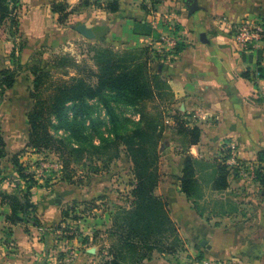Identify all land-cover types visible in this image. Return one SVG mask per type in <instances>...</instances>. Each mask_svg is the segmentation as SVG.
Here are the masks:
<instances>
[{
  "label": "crops",
  "instance_id": "obj_1",
  "mask_svg": "<svg viewBox=\"0 0 264 264\" xmlns=\"http://www.w3.org/2000/svg\"><path fill=\"white\" fill-rule=\"evenodd\" d=\"M52 1L65 3L68 12L75 7L64 22L90 27L96 42L141 48L161 34H172L182 45L172 58L157 56L153 65L164 83L156 90L166 105L162 115L182 117L200 129L198 142L188 146L195 159L196 198L181 191L183 161L168 146L154 193L166 201L182 245L173 253L154 252L140 264H189L193 257L264 264V188L233 172L225 189L212 187L222 144L235 141L238 159L245 164L258 162L257 153L264 150V41L240 51L230 33V24L241 19L264 21V0H196L198 8L191 14L184 0H115L114 11L106 8L111 0H95L96 5L82 11L80 0H19L17 10L24 11L17 16L18 26L26 37L79 34L67 30V24H56L61 13L51 11ZM152 14L163 17L155 28L150 25ZM23 49L25 62L29 48ZM9 213L0 202V238L3 226L11 235L7 243L0 239V264H91L111 243L102 231L91 230L110 227L107 214L104 223L82 221L77 234L64 239L62 212L45 196L36 205L40 225L9 224Z\"/></svg>",
  "mask_w": 264,
  "mask_h": 264
},
{
  "label": "rangeland",
  "instance_id": "obj_2",
  "mask_svg": "<svg viewBox=\"0 0 264 264\" xmlns=\"http://www.w3.org/2000/svg\"><path fill=\"white\" fill-rule=\"evenodd\" d=\"M80 1H82L79 4L80 9L78 10L80 11L85 10L91 3L96 5L95 0L90 2L89 0ZM53 3L56 2L52 1L51 3L50 9L52 12H54L52 10ZM23 11L17 10L14 15L18 20V24L20 23L17 16L21 18ZM75 23V20L69 22L63 20L61 22L57 21L56 24H67V30L74 31L72 26ZM20 29V26L15 27L12 30L13 35H11L8 30V23L0 27V69L14 68L16 74L14 86L3 89V95L0 98V133L5 141L4 156L0 157V179L4 180L0 183V192H13L16 189L15 182H17L19 183L16 189L18 194V189L24 193L26 184L17 172V168L21 167L23 172L31 178L30 198L32 197V200L37 202L36 204L32 202L34 207L45 196L49 198L51 204L58 207L63 213L60 221L64 223L61 226L62 238L75 236L82 221L92 223L93 220H98L104 223V214L109 216L111 226L112 219L119 215L120 209H127L132 206L131 190L136 181L132 161L134 158L133 151L127 149L119 140H116L115 143L104 142L105 144L98 146V148L92 146V144L98 145L100 142L99 133L105 137H112L110 133L113 126L104 116L100 103L95 104L97 107H95L96 113L94 115L100 114L102 122L97 129H85L82 131L80 139L76 138L80 141V151L76 152L69 149L67 141L58 140L56 142L57 147L63 152V157L59 156V158L65 165L64 168H62L60 160L57 159V153L50 151L38 152L27 147L28 124L26 113L33 104V99L30 97L34 78L32 71L35 68L46 71L50 74V79L56 81L77 76L88 84L95 85L97 81L96 74L99 69L98 64L105 58L106 51L113 53L109 55L115 57L125 56L130 58L135 56V50L139 48H122L114 43L96 42L94 38L87 39L74 32L71 38H68V36L62 39L29 38ZM24 47L29 48L25 62L22 61L21 54ZM147 63L150 73L153 74L156 68L153 65L155 61L151 59ZM48 82L47 79L43 81L44 86L41 87L39 92L45 103H48L49 96L52 94L50 91L53 90L50 86L47 87ZM155 89L156 87L153 85L150 97L139 101L135 106L125 105L121 101L112 102V104L120 118L119 133H128L135 125L142 127L151 124L159 125L161 130L157 141V151L159 153L157 169L159 173L160 158L168 146L183 161L185 155L188 154L189 145L188 138L178 133L177 122L167 115H162L166 105L160 102V97H157L159 93ZM123 124H127V129H122ZM58 135H60V132ZM230 142L235 141L222 144L220 157L226 152L225 148ZM235 144L238 149L236 142ZM140 146L147 154H150V142H145ZM15 157L17 159L16 163L14 162ZM136 157L140 158L139 151ZM54 161L59 163L57 169L41 167L44 162L52 164ZM218 161L220 160L218 159ZM241 163L246 166L254 165L255 169L258 165L257 162ZM236 174L241 173L237 172ZM255 174L256 170L251 179H255ZM62 175H70L71 180L69 182L61 180ZM244 176L250 178L249 174ZM55 199H59V203H55ZM70 229H73L71 234L68 232ZM104 229L106 228L103 226L98 230L94 226L91 227L92 232L102 231L104 233ZM10 236L8 228L3 226L1 241L7 243ZM102 237L110 240L107 235ZM177 247L180 248V245ZM92 262L93 264L95 262L99 264L98 261Z\"/></svg>",
  "mask_w": 264,
  "mask_h": 264
},
{
  "label": "trees",
  "instance_id": "obj_3",
  "mask_svg": "<svg viewBox=\"0 0 264 264\" xmlns=\"http://www.w3.org/2000/svg\"><path fill=\"white\" fill-rule=\"evenodd\" d=\"M18 2L19 0H0V27L8 23L11 35H13L12 30L18 26V20L14 16ZM66 7V4L62 2L52 5L54 12L59 15L61 13L58 17L60 22L68 13L75 10L73 7L68 12L65 11ZM116 7L117 1L115 0L106 4V8L110 11L116 10ZM181 46L178 43L176 54L181 50ZM135 51V56L130 58L115 57L109 55L113 53L106 51L105 58L98 64L95 85H90L77 76L56 81L50 79L51 76L46 71L38 68L32 71L34 78L30 97L33 99V104L26 113L27 147L38 152L57 153V159L60 160L62 168H64L65 165L59 158V156L63 157V152L57 147L56 142L58 140L67 141L69 149L80 151V141L77 139H80L82 131L85 129L95 130L102 122L100 114L94 115L95 107H97L95 104L100 103L104 116L113 126L110 133L112 137H105L99 133L100 142L98 145L92 144V146L98 148L105 144L104 142L115 143L116 140H119L127 149L133 151L132 161L136 181L131 190L132 206L120 209L119 215L112 219L111 226L104 231L111 241L106 248L111 258L104 264H140L144 259H149L154 252L173 253L182 245L176 228L169 218L166 201L154 193L159 180L157 169L159 158L157 141L161 132L159 125L151 124L147 127L135 125L128 133H119L118 129L121 124L120 118L115 112L112 102L121 101L125 105L135 106L139 101L150 97L153 85L157 90L164 86L157 73H150L147 63L151 61V58L153 59L150 49L143 46ZM15 78L14 68L0 69V98L3 95V89L12 87ZM45 79L49 81L47 87L53 88L50 91L52 94L49 96L48 103H45L44 98L39 94ZM173 119L177 122L178 133L188 138V145L196 144L200 136V129L197 126H189L187 120L182 117L178 116ZM122 129H127V124H123ZM59 132L60 135H58ZM145 142H150V154H147L140 146ZM4 147L5 141L0 133V157L4 156ZM138 151L140 158L136 157ZM226 156V154L222 155L219 157L220 161L217 162L212 181V187L215 190L226 188L227 177L232 171L224 163ZM16 160L15 157V163ZM257 160L255 180L264 188V150L258 151ZM234 171L237 173L236 169ZM17 172L26 184V189L24 193L18 189V194L16 189L19 183L15 182L16 191L0 192V202L10 208V213L5 217L6 221L10 224L40 225V220L36 216V207L29 199L31 178L23 172L21 167L17 168ZM60 179L68 182L71 180L70 175H62ZM178 179L181 191L188 198L194 200L197 188L195 159L189 153L183 159ZM3 181L0 179V183ZM81 241L85 242V237ZM178 245L180 248L177 247Z\"/></svg>",
  "mask_w": 264,
  "mask_h": 264
},
{
  "label": "built area",
  "instance_id": "obj_4",
  "mask_svg": "<svg viewBox=\"0 0 264 264\" xmlns=\"http://www.w3.org/2000/svg\"><path fill=\"white\" fill-rule=\"evenodd\" d=\"M161 19H163V17L152 14L150 25L153 28L157 27ZM230 33L235 46L240 51L248 50L251 47H257L264 41V21L253 18L241 19L230 24ZM178 43L179 38L177 36L172 34H161L156 40H148V43H146L144 46L150 49L151 55L153 57V59H151L154 61V58L160 55H165L170 58L175 56V50ZM225 149L226 152L224 154L227 156L224 160V163L230 170L236 169L237 172L241 173L242 175L249 174L250 177L254 176L255 166H246L239 161L238 149L235 142L228 143ZM41 167L46 169H57L59 167V163L54 161L52 164H46L44 162L42 163ZM72 230L73 229H70V231H68L69 234L73 233ZM110 258L111 257L108 254L107 249H103L100 251L95 261H98L99 264H104V262L110 260ZM91 264H93V262H91ZM189 264H234V262L231 259L193 257L190 259Z\"/></svg>",
  "mask_w": 264,
  "mask_h": 264
},
{
  "label": "water",
  "instance_id": "obj_5",
  "mask_svg": "<svg viewBox=\"0 0 264 264\" xmlns=\"http://www.w3.org/2000/svg\"><path fill=\"white\" fill-rule=\"evenodd\" d=\"M184 3L186 5V9L189 14L194 12L197 8L198 5L196 4V0H184ZM73 30L82 35L83 37L87 39H91L94 37V33L92 32V29L90 27H87L84 24H77L72 26ZM207 39H201V41H206ZM59 199H55V203H59ZM202 245L204 242L201 243Z\"/></svg>",
  "mask_w": 264,
  "mask_h": 264
}]
</instances>
